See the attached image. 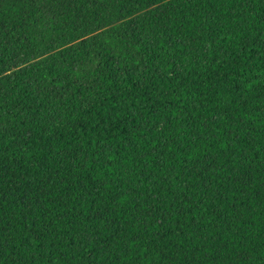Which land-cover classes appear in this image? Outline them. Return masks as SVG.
Returning a JSON list of instances; mask_svg holds the SVG:
<instances>
[{"label":"trees","instance_id":"trees-1","mask_svg":"<svg viewBox=\"0 0 264 264\" xmlns=\"http://www.w3.org/2000/svg\"><path fill=\"white\" fill-rule=\"evenodd\" d=\"M0 264H264V0H0Z\"/></svg>","mask_w":264,"mask_h":264}]
</instances>
